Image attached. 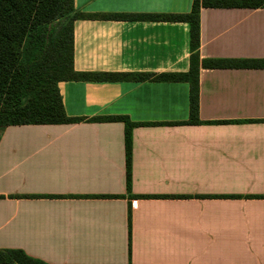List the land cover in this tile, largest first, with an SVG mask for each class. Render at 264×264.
Wrapping results in <instances>:
<instances>
[{
  "label": "crops",
  "instance_id": "0c3cea01",
  "mask_svg": "<svg viewBox=\"0 0 264 264\" xmlns=\"http://www.w3.org/2000/svg\"><path fill=\"white\" fill-rule=\"evenodd\" d=\"M194 0H75L80 73L187 74ZM132 15L131 20L94 18ZM199 117L187 82H61L69 125L0 131V250L48 264H264V8H202ZM133 129L132 196L125 125ZM256 197V198H254ZM138 201L137 207L132 202Z\"/></svg>",
  "mask_w": 264,
  "mask_h": 264
},
{
  "label": "trees",
  "instance_id": "16d2710c",
  "mask_svg": "<svg viewBox=\"0 0 264 264\" xmlns=\"http://www.w3.org/2000/svg\"><path fill=\"white\" fill-rule=\"evenodd\" d=\"M202 8H264V0H194L184 15H148L156 21L184 22L190 27L191 66L187 74L131 75L80 73L74 69V23L86 18L75 9V0H0V131L14 126L69 125L84 121L67 115L60 95L61 82H135L153 80L187 82L190 113L185 124L199 117L200 14ZM94 18L131 20L132 15H95ZM209 69L264 67L259 60H203ZM95 121L125 125L126 186L132 196L133 129L126 117H102ZM256 198V197H254ZM0 264H48L20 249L0 250Z\"/></svg>",
  "mask_w": 264,
  "mask_h": 264
},
{
  "label": "built area",
  "instance_id": "2783aa9c",
  "mask_svg": "<svg viewBox=\"0 0 264 264\" xmlns=\"http://www.w3.org/2000/svg\"><path fill=\"white\" fill-rule=\"evenodd\" d=\"M137 204H138V201H137V200H134V201L132 202V207H133V208H136V207H137Z\"/></svg>",
  "mask_w": 264,
  "mask_h": 264
}]
</instances>
